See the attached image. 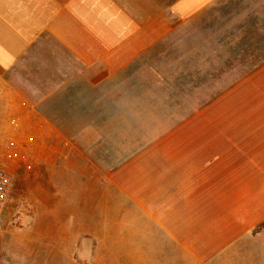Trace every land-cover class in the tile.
Masks as SVG:
<instances>
[{
    "label": "crops",
    "instance_id": "1",
    "mask_svg": "<svg viewBox=\"0 0 264 264\" xmlns=\"http://www.w3.org/2000/svg\"><path fill=\"white\" fill-rule=\"evenodd\" d=\"M212 13L228 67L211 86L200 67L192 106L190 70L160 48ZM0 158L36 176L16 201L28 264L41 245L83 264H264V0H0Z\"/></svg>",
    "mask_w": 264,
    "mask_h": 264
},
{
    "label": "rangeland",
    "instance_id": "2",
    "mask_svg": "<svg viewBox=\"0 0 264 264\" xmlns=\"http://www.w3.org/2000/svg\"><path fill=\"white\" fill-rule=\"evenodd\" d=\"M221 29L222 28L220 27L219 33L221 32ZM216 36L214 14L212 13V16L210 17L209 14L207 16L204 15L203 23L200 22L199 16L196 15L190 19V21H187L182 25H178L175 28L170 40L160 48V51L167 52L166 55H163V57L159 59L161 65L171 67L173 69L184 68L185 70H190L192 106L198 99L200 67L205 66L207 68L206 80L208 85H214L215 66H218L217 68H219V70H223L224 72V68L228 67V64L226 63L229 60L226 58L216 59L217 61L222 62V64H216ZM219 45H221V43H219ZM239 65L246 70L247 60L239 59ZM244 70L240 68V72L238 74L233 76H224L222 80L223 90L229 87L232 83H235L245 77ZM187 77L188 76L185 75V78ZM186 80L187 79H185V84ZM213 93L214 92H211L208 89V96L214 95ZM22 168L21 163L14 164L11 162L10 164L6 160L0 158V169L14 175V187L11 194L12 197H10V202L7 203L0 220V228L3 231L2 236L0 237V258H4L7 255L14 257L15 260L19 261L16 264H19L20 262L22 264H28L30 260L28 251H25V247L21 244L24 221L20 218V216L22 215L24 208L20 204H17L16 201L19 199L22 192L24 181L28 178V180H30L36 177L35 174H32L31 177H29L28 174L24 176L25 173ZM33 189L37 190L35 186L31 188V190ZM14 236H16V239H14ZM9 237L11 238L8 239ZM12 238L14 241L16 240V242L19 240L18 247L13 251L7 252L2 249L1 246L4 244L6 239L7 243H9ZM41 247L43 248L42 251L37 250L38 253L34 252V257L32 258L33 263L35 261V254H38L36 256L38 264H83V262L86 261L85 255L80 252H75V254L72 252L70 258L60 251H55L54 249L47 250L44 245H41L40 248Z\"/></svg>",
    "mask_w": 264,
    "mask_h": 264
},
{
    "label": "built area",
    "instance_id": "3",
    "mask_svg": "<svg viewBox=\"0 0 264 264\" xmlns=\"http://www.w3.org/2000/svg\"><path fill=\"white\" fill-rule=\"evenodd\" d=\"M14 176L6 171L0 169V220L2 218L6 204L10 198L13 189ZM2 229L0 228V237L2 236Z\"/></svg>",
    "mask_w": 264,
    "mask_h": 264
}]
</instances>
